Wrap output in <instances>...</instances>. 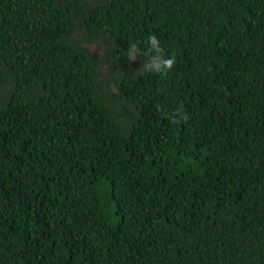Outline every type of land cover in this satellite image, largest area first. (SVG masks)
<instances>
[{
	"label": "trees",
	"instance_id": "obj_1",
	"mask_svg": "<svg viewBox=\"0 0 264 264\" xmlns=\"http://www.w3.org/2000/svg\"><path fill=\"white\" fill-rule=\"evenodd\" d=\"M0 264H264V0H0Z\"/></svg>",
	"mask_w": 264,
	"mask_h": 264
},
{
	"label": "clouds",
	"instance_id": "obj_2",
	"mask_svg": "<svg viewBox=\"0 0 264 264\" xmlns=\"http://www.w3.org/2000/svg\"><path fill=\"white\" fill-rule=\"evenodd\" d=\"M147 52L151 53L149 56V62L145 66L147 70L153 71H166L168 70L174 63L172 58L163 59L161 56L162 49L159 46V42L155 35H149L147 38ZM140 49L137 48L135 44L131 45V47L127 51V56L129 59H135L139 54Z\"/></svg>",
	"mask_w": 264,
	"mask_h": 264
},
{
	"label": "rangeland",
	"instance_id": "obj_3",
	"mask_svg": "<svg viewBox=\"0 0 264 264\" xmlns=\"http://www.w3.org/2000/svg\"><path fill=\"white\" fill-rule=\"evenodd\" d=\"M82 44L84 46H87L88 48H90L92 51L96 52L99 55H102L104 53L105 45L101 42H92V43L82 42ZM137 62L138 61L136 59H131L130 66L135 67ZM148 62L149 60L142 62L138 68H144L148 64ZM102 73L103 74L107 73L105 67H102Z\"/></svg>",
	"mask_w": 264,
	"mask_h": 264
}]
</instances>
